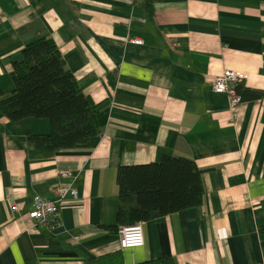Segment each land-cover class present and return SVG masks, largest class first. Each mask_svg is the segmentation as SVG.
<instances>
[{
    "label": "crops",
    "instance_id": "crops-1",
    "mask_svg": "<svg viewBox=\"0 0 264 264\" xmlns=\"http://www.w3.org/2000/svg\"><path fill=\"white\" fill-rule=\"evenodd\" d=\"M39 38L97 105L101 134L45 154L26 136L48 134L46 119L0 113V264H264V0H0V100ZM225 71L261 97L231 108L212 90ZM164 157L195 163L202 204L142 223L143 245L121 250L103 228L115 224L117 169ZM68 183L76 199L37 233L33 197L55 200Z\"/></svg>",
    "mask_w": 264,
    "mask_h": 264
},
{
    "label": "trees",
    "instance_id": "trees-1",
    "mask_svg": "<svg viewBox=\"0 0 264 264\" xmlns=\"http://www.w3.org/2000/svg\"><path fill=\"white\" fill-rule=\"evenodd\" d=\"M148 12L150 6L148 5ZM13 90L0 100V113L10 122L46 119L50 132L28 134L26 140L45 154L86 144L101 134L99 110L79 89L55 46L39 38L26 45L19 61L11 64ZM240 100L261 94L235 86ZM118 208L115 224L103 226L110 233L136 223H147L202 204L203 190L195 163L185 158L164 157L158 163L119 167L115 176ZM97 264H122L119 254L98 259ZM139 264H175L167 256Z\"/></svg>",
    "mask_w": 264,
    "mask_h": 264
},
{
    "label": "built area",
    "instance_id": "built-area-1",
    "mask_svg": "<svg viewBox=\"0 0 264 264\" xmlns=\"http://www.w3.org/2000/svg\"><path fill=\"white\" fill-rule=\"evenodd\" d=\"M128 42L140 45L138 39H128ZM241 76L232 72L225 71L217 77L212 83V90L216 93L225 94L229 105L234 108L240 101V96L235 91V86L241 81ZM60 177L72 180L73 176L69 171H62ZM70 200L76 199L77 191L71 184L60 185L55 193V200L44 199L40 196H34L31 202V209L27 214V219L32 222L31 228L41 233L43 229L53 230L59 225V216L66 205V196ZM12 212H17L18 208L13 206ZM118 245L121 250L140 248L143 245L142 223H136L132 226L122 227L118 232Z\"/></svg>",
    "mask_w": 264,
    "mask_h": 264
}]
</instances>
